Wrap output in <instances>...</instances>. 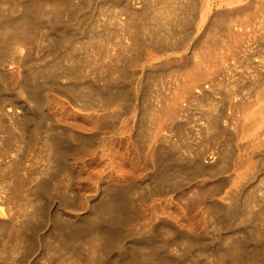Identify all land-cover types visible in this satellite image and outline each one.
Here are the masks:
<instances>
[{
  "label": "bare ground",
  "instance_id": "6f19581e",
  "mask_svg": "<svg viewBox=\"0 0 264 264\" xmlns=\"http://www.w3.org/2000/svg\"><path fill=\"white\" fill-rule=\"evenodd\" d=\"M71 1L0 0V264H25L34 242L51 251L40 252V264H264V0H222L220 10L206 5L204 14L194 0H125L107 22L109 33L87 39L76 35L84 19L74 18ZM43 51L50 58L35 62L33 54ZM131 63L137 88L148 70H157L151 74L163 84L142 119L137 105L130 108ZM220 85L221 98L214 95ZM202 99L203 120L191 136L204 137L210 149L193 151L182 135L190 119L178 121ZM132 138L133 154L153 166L157 191L187 167L228 172L219 181L221 200L204 204L208 220L221 227L214 240L183 233L176 257L167 254L176 238L160 242L157 232L125 242L127 221L138 218L127 201L133 187L109 182L127 175ZM97 159L91 173L98 195L81 212L57 208L51 215L48 198L71 191L73 163L79 160L89 178L86 161ZM253 174L260 177L251 188L260 192L242 197ZM232 225L236 235L223 232ZM196 254L207 260H194Z\"/></svg>",
  "mask_w": 264,
  "mask_h": 264
},
{
  "label": "rangeland",
  "instance_id": "374dc122",
  "mask_svg": "<svg viewBox=\"0 0 264 264\" xmlns=\"http://www.w3.org/2000/svg\"><path fill=\"white\" fill-rule=\"evenodd\" d=\"M111 1L110 0H94V2H93V0H86V1L83 0V2H82V0H72L71 1L72 5H73L72 7L74 9L73 11L75 13V15H74L75 17L74 16L73 17L74 18L80 17L81 18L80 21L84 19L83 21H81L83 24L81 22H79V23L82 24V25H80L82 27L79 26L77 31H76V35H78V37H80L81 39L92 38L91 37L92 35H93V37H94L95 34L96 35H100V32L102 30L103 31L101 32V35L103 34V36H106L107 33H109L108 32L109 31L108 23L111 20L110 16L113 15L112 12L114 13L116 9H117L116 12H120L122 10L121 7L123 5V1H125V0H111ZM194 1L198 4V6H200V11L202 10L201 12L203 14H204V10L207 9L206 5L207 6L209 5L210 8H211L210 11L214 12V10L215 11L220 10V8L222 6V3H223L222 0H208V2H206L207 0H194ZM74 3H76V4H74ZM121 3H122V5H121ZM86 4H88V7H87ZM92 4H93V6H92ZM87 8H89V9H87ZM118 8H119V11H118ZM120 8H121V10H120ZM85 10H86V12H85ZM201 12H199V14H202ZM211 12H209V15H208V13L206 15H208V17H212L213 13H211ZM83 13H84V15L86 13V17L83 16V18H82ZM87 14H89V15H87ZM86 18H87V20H86ZM107 19H108V21H107ZM104 22H105V24H104ZM91 24H92V26H90ZM97 24H98V26H97ZM84 27H87V28H84ZM79 28H81V29L79 30ZM95 28H96V30H95ZM105 28H107V29L105 30ZM46 52L43 51V52H41L39 54H38V52H36V54L34 53L33 55H36L34 61L35 62H40L42 60L49 59L51 55L49 54V52H47V53ZM132 65L133 64L131 63V68L130 69H132V68L134 69V66H132ZM238 70L241 71L242 68H238ZM132 71H134V72H132ZM152 71L155 73V74L153 73V75H157V70H151V71L148 70V72L150 74H148V72H147L144 75V78H146V79L142 78L143 81L142 80L141 81L143 83L141 82V84H140L141 89H139L140 87L137 88L135 86V84H134L135 82L133 81L135 79V76L138 74L137 70H135V69L131 70L132 75H133V79L131 81H133V82L130 83L132 85V86L130 85V89L135 95L131 92V95L133 96L134 100L130 101V103L132 102L130 104V108L132 110L133 106L137 105V110H139V116H141V119H142L143 115H146V114L143 113V112H145L144 109L146 108V110L148 111V105H151L149 103H151V102L153 103V101L155 100V98H153L152 96H154V94H155L154 97H157V94H160V93L162 94V91H163V84L161 83V81L159 82V80H154V76L151 74ZM158 73H160L159 70H158ZM153 80H154V83H153ZM150 81H152V82H150ZM156 81L158 83H160V84H158ZM229 81L233 82V78H230ZM144 83L147 84V85H144ZM149 83H150V85L153 84V86H150ZM133 84H134V87H133ZM154 84H155V86L157 84L158 85L155 87ZM159 85H160V88H158ZM221 86L222 85L219 86L220 89H218V88L216 89V91L218 93L215 92V94H214V95L217 94L216 96L219 97V98H221V96H222V95H220V93L225 91L223 88H221ZM154 87H155V89H154ZM138 89H139V91H138ZM151 89L152 90L154 89L155 91H158V90L160 91L161 89L162 90H161V92L158 91L159 92L158 93V92H154V91L151 92ZM218 90L219 91L222 90V91L219 92ZM49 93H51V92L49 91ZM147 94L149 96L151 94V96L147 97L148 96ZM57 95L62 96L59 93ZM136 95H138L140 99L138 98V96H137V99H136ZM216 96H214V98H216ZM219 98H216V99H219ZM150 99H152L153 101H151ZM142 100H143V103H142ZM136 102L139 103V104H142L143 106L137 104ZM190 102L187 101L186 103L189 105ZM200 102H201L200 104L199 103L194 104V103H196L194 101V102H192V105L190 103V106H187V108H186V111H188V112H186V111L183 112L184 114L186 113L185 115L183 114L184 120L181 118V120L178 121V123L181 121L180 123H183V124L185 123L186 124V121H188L190 119L188 121V123L186 124V126L188 125L189 128H190V132H189V128L187 126V131H186V129L183 131V132H185L184 133L185 135L183 133H182V135L184 136L185 140L188 142V144H187V142L185 141V144L190 146V147H192L193 151L199 150V147H203L204 143H206V144L209 143V142H206L204 140V137L202 139L201 138L197 139V136L195 137L193 134L191 136V133L194 132V130L197 128L199 122L201 123L202 120H203L202 112H203V109L206 108L205 103L208 102V101H207V99L206 100L202 99V101H200ZM202 102H204V103H202ZM63 103L66 106V108L70 107V104L67 102L66 99L63 100ZM195 105H198V106H195ZM188 107H189V109H188ZM140 109H141V111H140ZM140 112H142V113H140ZM135 116H137V118H138V115H135ZM155 116L157 118L156 113H154L153 118H151L152 122L150 121L149 123L148 122L145 123V127L147 128L146 134H149V132L151 133L153 131L152 128L155 127V125H154L155 124V120H154ZM49 118L51 120L50 122H52V123L56 122L54 116L51 113H49ZM186 118L187 119L189 118V119L186 120ZM190 121L191 122L193 121V122L191 123ZM189 122L192 124V126H191V124ZM150 124H151L150 127H152V128L147 127ZM186 126H185V128H186ZM194 126H196V128ZM192 127H193V130H192ZM136 129H139L138 125L136 126ZM148 129H152V130L150 131ZM172 129H173L172 133L174 134L175 137H177L178 134L175 132V130H176L175 127H172ZM187 133H190V135L189 134L187 135ZM188 136H190V137H188ZM191 137L193 139H191ZM178 138H180V137H178ZM195 138H196V140H195ZM133 141L134 140L132 138V140H129V142H128V152L130 154V158L131 159L129 158L130 161L128 160V162L126 164L127 175L123 179L113 178L109 182L110 184H112V183L120 184V182H123V183H126L129 186L133 187L132 188L133 190L130 193V198L127 201H128V205L129 206H131L132 208L134 207L133 209H136L134 211H136V215H138V218L135 216L134 218H132V219L127 221L126 228H127V230L129 232H128L127 236L125 237V239H126L125 242L132 241L134 238L136 239V237H138L140 235H141L140 237H142L143 235H144V237L148 236V234H150L151 232L152 233L157 232V236L156 237L158 239L161 238L160 242H162V240L164 241V239H165V241L168 240V241L171 242L170 239H174V238L177 239L178 237H179V240H180V237L184 235L183 233H186V234L188 233L189 235L187 234V235H184V236H187L189 238L196 239V240H200V239L201 240L202 239L214 240V236L216 237V236L219 235L218 232H220V230H221L220 228L221 227H220L219 224H213V222L210 221L211 220L210 215L208 214V210L204 206V204H207L208 201L210 202L211 198L214 199V201H217L218 199L221 200V196L224 194V192L221 191L223 189V187L220 186L221 184L219 185V181L228 172L225 171V170L223 172L222 171L223 169L220 170V168L218 167L220 171L216 170L214 172V170H215L214 169L212 171L213 173H211V171H210V173L205 171V172H207V174L205 172L202 173V172H197V171H195L196 172L195 173L192 169H189L191 171H188L187 170L188 167H187L186 170H185V173L184 172L183 173L180 172V173H177L175 175H171L170 181H171V183L173 185L169 182L170 184L169 183L165 184L164 187H162L163 189L162 190L160 189L161 191H157V188H156L157 184L155 183V180L150 177L151 173H152V170H153V166L151 164H149V162L147 161L146 158H144V156H137L136 153H134L135 156H133L134 155L133 152H135L134 151V142ZM111 142H112L113 145L117 146V143H118L117 137L116 138L114 137ZM200 143L201 144L203 143V144L201 145ZM210 145L211 144H209L208 146H210ZM194 147H196V148H194ZM197 147H198V149H197ZM204 148L210 149V148H207L206 146H204ZM177 152H180V155L182 154V157H184L185 161L188 162L189 157H187L186 155L183 154V149L182 148L180 150H178ZM12 154L16 155V153H14V152ZM1 158L2 157L0 156V160H1ZM26 162L28 163L29 161L26 160ZM188 163H186V165H188ZM99 164H100V161H98V159L96 161L87 160L86 161V171L89 172V176L90 177L89 178H85V177H83L84 176V170H82L79 167V160L76 161L75 163H73L74 168H73V173H72L73 174L72 175V179L69 180L68 176H66V178H67V186L71 189V191L66 188V191H65L66 194H64L62 196L58 195V193H56V194L52 193L51 194V198L50 197L48 198L46 210L50 211L51 213L50 212L49 213L51 215L55 212V210L57 208H60V209L62 208L61 211H69V209L71 211H73L76 208H78L79 212L84 210L85 209V205H87L89 200L92 199L93 197H95L96 195H98V190L99 189H97L98 187H96L95 186L96 184L94 183V182H97V180L94 181L95 177L91 173V169L97 167ZM216 172H218V173H216ZM186 173H188V174L186 175ZM189 173H191V174H189ZM179 174H182L181 176H183V174H184V178L179 176ZM211 174H213V175L211 176ZM74 175H75V177L73 178ZM189 175H190V177H189ZM175 176H176V179H175ZM259 177L260 176L257 177V176H255V174H253V175L250 176V178H248V180L245 182V185H246L245 188L248 187V190L244 189L243 192L240 193V195L242 194V197H244L246 195L247 196L248 195H252V194L254 195V193H259L260 192V190H258L257 192H253L254 191L253 188L254 189L257 188L255 186L259 182V179H258ZM204 179H205V181H203ZM254 180H256V181L254 182ZM201 183H203L204 185H201ZM212 183H214L215 185H213ZM249 183H251L250 184L251 186H249ZM211 185H213L215 187H213ZM262 185H264V184H262ZM169 186H170V188H169ZM216 186H217V188H216ZM251 187H253V188H251ZM76 188H77V190L79 192H76ZM168 188H169V190H168ZM201 188H202V192L200 191ZM208 188L210 190H208ZM211 188H212V190H211ZM72 189H74L75 192H72ZM154 189H156V190H154ZM218 190H220V192ZM211 191H214V192H211ZM216 191H218V192H216ZM248 191H250V192H248ZM52 192H55V191H52ZM59 192H62V191L59 190ZM234 193H236V194H234ZM238 193L239 192H232V194H234V195H237ZM204 196H206V197H204ZM74 200H77L76 202L78 203L75 206L73 204ZM204 200H206V201H204ZM220 200H218V201H220ZM202 206H204V207L202 208ZM138 209H139V211H138ZM204 210H205V213H204ZM204 214H206V215H204ZM145 217H146V219H145ZM149 217L150 218L152 217V218L150 219ZM209 218H210V220H208ZM42 224H43V222L41 223L40 227L37 228L38 232H39V229L43 228V227L41 228ZM144 224H145V226H143ZM152 226L155 227V228H153ZM232 226L234 227L235 225H232ZM232 226H231V228L229 227L228 230H227V228L224 229L223 232L229 233V232L234 231V234H232V235H236L235 232H236L237 226H235L234 229H232ZM152 229H154V230H152ZM176 230H178V231L175 232ZM178 232L179 233L182 232V233H180L181 235ZM172 233L173 234L175 233L176 237H173ZM176 233H178V234H176ZM176 239H174V241L172 240V245H170L171 248L168 247L169 249H167V250H169L168 251L169 253H167V254H169L170 257L174 256V255L176 257V253H173L174 249L175 248H179L181 246V244L178 243L180 241L177 239V242H176L175 241ZM33 244L35 246L30 251L31 253L29 252L30 254L28 253V255L25 257L27 259V260L25 259V264H29V263L30 264H36V263L40 264L39 259L37 258L40 255V252H43L44 257L45 256H49L50 253H51L50 250L43 249L41 245L36 244L35 242ZM177 245H178V247H177ZM200 256H203V255L196 254V256H194V260H198V259H203L204 260L205 259V255L203 256L204 258H202ZM172 258H174V257H172ZM205 260H207V259H205ZM230 264H238V263L237 262H232Z\"/></svg>",
  "mask_w": 264,
  "mask_h": 264
}]
</instances>
